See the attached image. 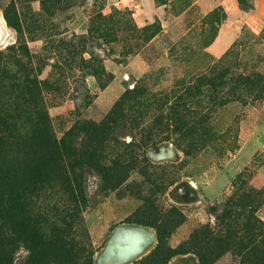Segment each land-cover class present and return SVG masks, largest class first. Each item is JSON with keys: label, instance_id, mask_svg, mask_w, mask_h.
Here are the masks:
<instances>
[{"label": "rangeland", "instance_id": "obj_1", "mask_svg": "<svg viewBox=\"0 0 264 264\" xmlns=\"http://www.w3.org/2000/svg\"><path fill=\"white\" fill-rule=\"evenodd\" d=\"M18 44L29 51L57 138L76 121L98 124L134 91L143 93L147 128L159 137L140 150L139 130L125 131L118 140L133 147L108 145L109 162L119 158L127 164L128 156L120 158L125 152L139 164L116 189L93 172L85 175L87 205L81 221L70 222L72 242L63 259L98 264L115 229L126 225L154 236L153 246L130 263L140 264L157 244L155 231L140 224L149 205L161 215L175 210L162 215L170 249L203 227L217 226L226 204L235 211L250 207L264 222V101L231 95L227 87L238 74L264 83V0H52L51 6L0 0V51ZM176 98L193 123L191 135L180 142L165 139L151 120L156 106L164 114L170 105L180 112ZM60 196L58 184L47 190L43 206L49 219L59 215ZM252 242L237 237L220 248H199L207 264H264V248L258 258L250 252ZM27 257L17 246L12 264H25ZM167 264L199 263L189 249Z\"/></svg>", "mask_w": 264, "mask_h": 264}, {"label": "trees", "instance_id": "obj_2", "mask_svg": "<svg viewBox=\"0 0 264 264\" xmlns=\"http://www.w3.org/2000/svg\"><path fill=\"white\" fill-rule=\"evenodd\" d=\"M33 1L51 6L52 0ZM53 2L57 5L61 0ZM31 64L24 44L0 51V264H12V252L17 246L24 247L28 253L25 264H86L85 260L78 263L72 258L63 259L72 242L70 222H80L87 205L85 175L93 172L104 185L112 189L121 187L136 171L139 162L125 152L120 158L128 156L127 164L119 158L109 162L104 157L108 145L123 149L133 147L132 143L126 146L120 142L118 134L139 130L140 140L136 147L145 150L159 138L158 133H152L155 128H147L146 120L150 115L146 103L141 102L143 93L134 91L124 94L98 124L76 121L57 138L50 127L37 74ZM257 79L233 75V83L227 84L229 94L253 95L255 100L264 101V83ZM254 89H257L255 95ZM216 100L209 104L217 107ZM174 104L180 112L170 105L165 106L164 114L162 106H156L151 120L161 134H166L165 139L172 136L180 142L191 135L193 123L185 103L176 98ZM200 123L194 122L195 127ZM56 184L61 190L60 210L59 215L49 219L43 201L47 190ZM142 200L147 202L148 198ZM226 205L217 226L203 227L176 249L166 245L164 231L169 227L163 228L162 219V215H175V210L161 215L152 205L146 207L148 211L142 215L146 220H140V224L155 231L157 244L149 256L140 259V264H167L171 257L186 254L189 249L196 253L199 264H207L208 258L200 250V244L208 243L202 245L206 248H220L237 237L253 241L250 252L260 258L264 248V222L250 207L235 211ZM58 206L51 207L57 210ZM56 253L62 254L58 257Z\"/></svg>", "mask_w": 264, "mask_h": 264}, {"label": "bare ground", "instance_id": "obj_3", "mask_svg": "<svg viewBox=\"0 0 264 264\" xmlns=\"http://www.w3.org/2000/svg\"><path fill=\"white\" fill-rule=\"evenodd\" d=\"M121 242L124 243L122 247L118 245ZM152 246L151 237L140 228L126 225L117 227L104 249L103 256L98 260V264H121L120 259H118L121 258L119 255L128 261L122 264H130L140 258Z\"/></svg>", "mask_w": 264, "mask_h": 264}, {"label": "water", "instance_id": "obj_4", "mask_svg": "<svg viewBox=\"0 0 264 264\" xmlns=\"http://www.w3.org/2000/svg\"><path fill=\"white\" fill-rule=\"evenodd\" d=\"M137 228V227H136ZM141 229V228H140ZM141 230H143L144 231V233L146 234V235H148L149 237H151V240L153 241V243H154V236L149 232V231H146V230H144V229H141ZM111 239V238H110ZM123 242H121V243H119L118 245H120V247H122L123 246ZM131 251V250H130ZM104 252V251H103ZM105 255V254H104ZM102 256H103V254H102ZM119 257H121V258H118V259H120V262H121V264L123 263V262H128V261H126V258H123L122 257V255H119Z\"/></svg>", "mask_w": 264, "mask_h": 264}]
</instances>
